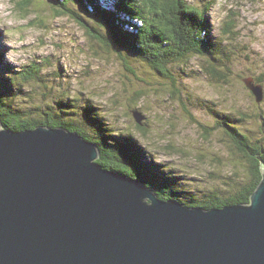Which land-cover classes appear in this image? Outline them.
<instances>
[{
    "label": "rangeland",
    "instance_id": "rangeland-1",
    "mask_svg": "<svg viewBox=\"0 0 264 264\" xmlns=\"http://www.w3.org/2000/svg\"><path fill=\"white\" fill-rule=\"evenodd\" d=\"M186 1L210 6L213 40L231 54L227 83L211 79L199 57L173 63L172 80L124 54L128 69L74 21L57 17V0H0V91L28 121L45 119L64 100L79 107L61 120L79 123L90 104L114 134L133 136L158 171L174 176L184 201L204 200L215 190L220 197L234 194L229 182L246 178V164L222 129L214 130L211 113L238 121L251 142L264 145V98L256 103L242 82L259 78L264 95V0ZM231 19L236 33L224 37ZM98 32L110 41L108 32ZM135 112L143 117L140 126Z\"/></svg>",
    "mask_w": 264,
    "mask_h": 264
},
{
    "label": "water",
    "instance_id": "water-1",
    "mask_svg": "<svg viewBox=\"0 0 264 264\" xmlns=\"http://www.w3.org/2000/svg\"><path fill=\"white\" fill-rule=\"evenodd\" d=\"M244 83L261 102L262 86ZM98 158L75 132L0 122V264H264V161L248 204L204 210Z\"/></svg>",
    "mask_w": 264,
    "mask_h": 264
},
{
    "label": "trees",
    "instance_id": "trees-1",
    "mask_svg": "<svg viewBox=\"0 0 264 264\" xmlns=\"http://www.w3.org/2000/svg\"><path fill=\"white\" fill-rule=\"evenodd\" d=\"M57 6V17L66 16L74 21L89 39H96L105 49L113 50L128 69L130 68L124 54L149 66L159 76L172 80L170 66L173 63L199 57L205 60V72L218 84L227 83L233 76L229 70L230 52L223 42H215L211 35L208 17L210 6L199 9L189 5L186 0H117L113 8H102L98 0H57ZM98 29L108 32L110 41H107ZM235 31L234 20L226 21L223 36H231ZM249 78L253 79L254 85H260L259 78L247 77L242 81L244 86V80ZM253 97L256 102L254 95ZM263 98L261 102L256 103H262ZM10 101L0 91L2 128L19 132L45 126L75 132L97 146V163L102 168L139 180L163 201L172 200L189 208L204 210L248 204L251 194L261 180L260 161H264V145L251 142L237 125L238 121L219 112L211 113L215 119L214 130L222 129L231 143L234 155L241 160L243 166L246 164V178H230L232 182L230 181L229 185L234 184L236 188L234 194L220 197L218 190H215L204 200L194 201L190 198L184 201V192H178L174 176L158 171L133 136L114 134L90 104L85 107L81 122L76 123L61 119L62 113L79 107V101H74V104L64 100L56 102L54 110L50 109L45 119L40 121L22 119ZM55 110L59 111L55 113ZM83 123L86 131L82 128ZM204 130L207 131L208 128L204 127Z\"/></svg>",
    "mask_w": 264,
    "mask_h": 264
},
{
    "label": "clouds",
    "instance_id": "clouds-1",
    "mask_svg": "<svg viewBox=\"0 0 264 264\" xmlns=\"http://www.w3.org/2000/svg\"><path fill=\"white\" fill-rule=\"evenodd\" d=\"M105 7H106V8H111V7H114V6H107V5H106ZM130 31H131V30H130Z\"/></svg>",
    "mask_w": 264,
    "mask_h": 264
},
{
    "label": "bare ground",
    "instance_id": "bare-ground-1",
    "mask_svg": "<svg viewBox=\"0 0 264 264\" xmlns=\"http://www.w3.org/2000/svg\"><path fill=\"white\" fill-rule=\"evenodd\" d=\"M137 180V179H136ZM139 181V180H138ZM140 182V181H139ZM141 184V183H140Z\"/></svg>",
    "mask_w": 264,
    "mask_h": 264
}]
</instances>
